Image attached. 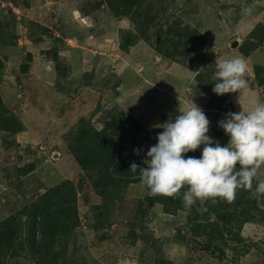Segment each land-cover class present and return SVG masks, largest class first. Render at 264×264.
<instances>
[{
  "label": "rangeland",
  "instance_id": "374dc122",
  "mask_svg": "<svg viewBox=\"0 0 264 264\" xmlns=\"http://www.w3.org/2000/svg\"><path fill=\"white\" fill-rule=\"evenodd\" d=\"M128 2L0 0V264H264V212L249 193L236 201L243 189L231 203L242 214L224 223L211 199L148 205L139 169L114 175L105 206L102 180L108 148L123 170L146 167L161 125L193 103L227 140L218 122L264 102V0ZM236 56L249 87L217 95L216 60ZM129 197L128 229L117 204ZM145 227L153 249L136 240Z\"/></svg>",
  "mask_w": 264,
  "mask_h": 264
},
{
  "label": "clouds",
  "instance_id": "9594fccd",
  "mask_svg": "<svg viewBox=\"0 0 264 264\" xmlns=\"http://www.w3.org/2000/svg\"><path fill=\"white\" fill-rule=\"evenodd\" d=\"M250 14L249 6L243 9ZM247 61L243 56L216 60L213 92L217 95L243 92L249 87ZM249 111L228 113L219 126L229 136L227 145L215 143L208 135L210 120L204 111L192 104L180 110L174 122L169 120L158 133V142L147 151L146 167L132 163L130 170L140 171L147 195L181 198L185 207L197 200L213 203L217 199L234 203L243 189L250 193L257 206L264 209V102L250 101ZM214 144V146H213ZM202 147L200 158L186 153ZM137 153L139 150H136ZM239 165V167H238ZM258 179L253 189V181ZM186 187L181 196V189Z\"/></svg>",
  "mask_w": 264,
  "mask_h": 264
},
{
  "label": "trees",
  "instance_id": "16d2710c",
  "mask_svg": "<svg viewBox=\"0 0 264 264\" xmlns=\"http://www.w3.org/2000/svg\"><path fill=\"white\" fill-rule=\"evenodd\" d=\"M122 1H126L128 4H129L128 1H132L131 4H134L135 3V0H122ZM123 8H124V6H123ZM169 30H173V29L172 28H169L168 31ZM261 41H262V39H261ZM251 48H254V44L251 46ZM159 50H161V49H159ZM242 52H243L244 55H248L249 54V50H247L245 48H242ZM259 85H261V81L259 82ZM218 134H219V136H217V139L216 140H213L214 141V144L218 142V143L221 144V146L227 145V143L229 141V137L226 140V139H224L225 137H224V135L221 132L218 133ZM214 144H213V146H214ZM114 146L115 145H112L110 148L107 149V156H108V160H109V166H111L112 169L108 172V174H104V178H102L103 183L105 185H107V187L104 188L105 189L104 193L111 194L112 196H115L114 193L116 192V194H117V192L119 190V188H117V185H119V184H117L115 182L116 179H115V176L114 175L117 176L119 174H123L124 173V175H126L129 179H135L138 176V175L135 176V172H132L127 167L124 170L122 168H120L119 161L114 156V148H115ZM91 154H94V153H91ZM122 170H123V172H122ZM132 176H134L135 178L132 177ZM256 186H257V184L253 185V189H255ZM182 192L183 191L181 189V196L183 194ZM247 193H249V192L246 191V190H243V192L240 194V196L238 197V199L236 201L237 202H240V203L244 202V199H243L244 198V194H247ZM252 199H253L252 200L253 201V204H256L257 203L256 200L254 198H252ZM146 200L145 201L147 202L148 205L151 204L153 201L154 202L162 203L164 205L165 209H166L165 212H170L169 209H167L166 207H170L171 210L172 209L174 210V209H185L186 208L184 206V204L182 203V199L181 198L165 197V196H162V195H157L155 197H152V196L147 195L146 196ZM210 203L211 204H209L207 206V210L209 212H212L213 214H215L216 217L219 220H221L222 222H224V223H228L232 219H234V220L237 221L238 216L242 214V212H240L239 214H237V212H236L237 209L235 208V204L234 205H231V204L229 205V203H227V202H225L223 200H219V199H217V202L216 203H213L212 201ZM38 209L40 210L41 209V206H38L37 207V210H35V213L32 214V217L30 218V220H36V217L35 216H36V213L38 212ZM258 209H259V211L261 213L264 212V209H262L260 207H258ZM12 221L13 222H16L15 220H12ZM238 224H240V223L238 222ZM34 231H35V225H33L29 229V234H28L29 244H32L31 247L34 246V242H35V238H34V235H33L34 234ZM10 233L11 234H15V227L14 226L12 228H10ZM176 235H177V237H182L180 233H177ZM42 247H44V246H41L40 248H42Z\"/></svg>",
  "mask_w": 264,
  "mask_h": 264
},
{
  "label": "crops",
  "instance_id": "0c3cea01",
  "mask_svg": "<svg viewBox=\"0 0 264 264\" xmlns=\"http://www.w3.org/2000/svg\"><path fill=\"white\" fill-rule=\"evenodd\" d=\"M117 188H120V185H117ZM103 198H104V201L106 203H104L105 206H109L108 203L109 201L107 202V200H109V198H112V195L111 194H108V193H104L103 194ZM114 198V197H113ZM112 198V199H113ZM111 199V200H112ZM116 200V199H115ZM140 200L132 197V198H128L127 200H121L118 204H117V209L118 211H121V213L124 215V219L122 221V224L124 226H126L125 228H130L131 225L133 224V211L136 209L137 207V204L139 203ZM147 227L145 228H141V229H137L139 230L138 234L135 236L137 237V241L138 243H142V244H145L149 249H153L155 248L159 243H158V240L155 236L154 233L148 231L146 229Z\"/></svg>",
  "mask_w": 264,
  "mask_h": 264
},
{
  "label": "water",
  "instance_id": "95a60500",
  "mask_svg": "<svg viewBox=\"0 0 264 264\" xmlns=\"http://www.w3.org/2000/svg\"><path fill=\"white\" fill-rule=\"evenodd\" d=\"M237 45V40L235 39L232 43H231V46L232 47H235Z\"/></svg>",
  "mask_w": 264,
  "mask_h": 264
}]
</instances>
